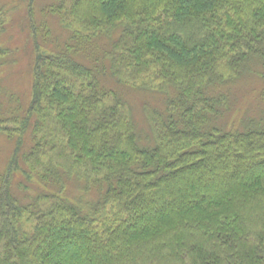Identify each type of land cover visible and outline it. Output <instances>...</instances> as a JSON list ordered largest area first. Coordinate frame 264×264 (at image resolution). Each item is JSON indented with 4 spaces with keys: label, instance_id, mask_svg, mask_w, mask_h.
<instances>
[{
    "label": "trees",
    "instance_id": "16d2710c",
    "mask_svg": "<svg viewBox=\"0 0 264 264\" xmlns=\"http://www.w3.org/2000/svg\"><path fill=\"white\" fill-rule=\"evenodd\" d=\"M46 1L66 37L28 0L47 46L33 38L22 114L4 111L16 60L0 42V134L16 143L0 264H264V0ZM245 77L263 90L240 115ZM137 90L163 97L142 103L148 129Z\"/></svg>",
    "mask_w": 264,
    "mask_h": 264
},
{
    "label": "rangeland",
    "instance_id": "374dc122",
    "mask_svg": "<svg viewBox=\"0 0 264 264\" xmlns=\"http://www.w3.org/2000/svg\"><path fill=\"white\" fill-rule=\"evenodd\" d=\"M33 2L34 3L32 8H35L34 12L37 21H40L37 16L38 14L41 17V22H43L42 20L46 19L44 20L46 21L45 24L49 28V33L51 32L54 38H65L66 32L60 29L61 27L57 24L56 18L54 16H46L43 14L42 9L44 8L42 7L45 6L48 2L46 0H33ZM28 6V0H0V10H4L7 14V29L4 35L1 37L0 42L4 47H7L15 52V54L12 55L9 59L16 60H14L16 63L6 65L1 71V79H3L4 89L6 92L5 95L7 98V100L5 98V102L3 101L4 111H9V107H12L13 109L19 107L18 109L21 114L23 112H26L31 101V86L33 78L32 63L35 55V40L33 38H37L39 40V44L42 47L47 46L46 42H44V40L47 38L44 29L39 32V36L36 35L34 37H31V32L27 22L29 13ZM38 31L40 30H37V32ZM104 40L106 41V39ZM245 78L239 81L234 87V91L236 90L237 92V97L244 99L238 106L240 110L238 114L240 115H242V112L244 111L246 113L248 109L250 110L249 112H256L255 109L257 107V103H260V90H263V87H255V85H259L260 82L256 83L257 81H254L251 77ZM127 94L134 108V115L137 119V122L141 127L148 129L142 103L148 102L149 98L152 97V103L156 104L158 102H161L163 97L156 93L147 91L140 92L139 90H137L136 92L130 91ZM249 100L251 103L247 105L246 102H248ZM244 101L245 103L243 106L242 104ZM262 106L264 108V102H262ZM234 117L235 119H237L238 116L235 115ZM15 147V140L10 139L3 134H0V177L4 173L8 161L15 150ZM25 148L27 149V143L25 145ZM38 188L42 189L40 185H33V189L37 190ZM35 193V191L30 190L27 194H29V196H34Z\"/></svg>",
    "mask_w": 264,
    "mask_h": 264
}]
</instances>
